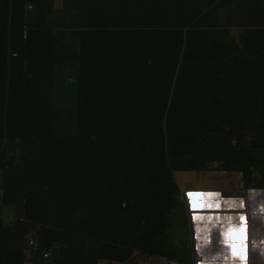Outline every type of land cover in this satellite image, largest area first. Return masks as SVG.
Returning <instances> with one entry per match:
<instances>
[{"label":"trees","instance_id":"obj_1","mask_svg":"<svg viewBox=\"0 0 264 264\" xmlns=\"http://www.w3.org/2000/svg\"><path fill=\"white\" fill-rule=\"evenodd\" d=\"M26 3L2 0L0 10V142L21 150L5 161L0 145V264L24 262V215L43 226L41 250L80 234L115 252L160 253L181 208L174 171L264 173V30L233 46L197 15L122 23L97 13L79 32L78 123L59 130L56 37L45 7L28 26ZM250 134L249 149L232 146Z\"/></svg>","mask_w":264,"mask_h":264},{"label":"crops","instance_id":"obj_2","mask_svg":"<svg viewBox=\"0 0 264 264\" xmlns=\"http://www.w3.org/2000/svg\"><path fill=\"white\" fill-rule=\"evenodd\" d=\"M32 9L27 12L28 26L34 27L37 10L45 7L47 25L54 32L57 46V59L61 69L68 73L69 78H75L73 72L79 67V32L96 23L92 18L104 12H116V19L125 23L135 21L141 14L159 15L160 22H172L175 17L186 18L197 15L202 17L201 29L212 32H227L233 46H239L248 30H264V0H116L115 5H109V0H29ZM213 8L212 12L210 11ZM1 10V5H0ZM210 11V12H209ZM127 15V19L125 16ZM126 19V20H125ZM79 71V70H78ZM54 90V107L61 115L57 126L74 130L75 123L70 118L72 107H78L77 102L70 99H56ZM70 101V102H69ZM65 106V107H64ZM64 108L57 110L56 108ZM66 115H63V114ZM236 141L237 145L233 142ZM253 141L252 135L233 139V147L249 149ZM20 141L18 140L17 143ZM5 161L19 157L21 150L18 146L10 149L8 141L0 142ZM3 173L0 171V181ZM174 182L180 195L177 197L181 208L173 210L169 215L168 228L162 238L160 253L149 254L131 247L119 246L113 251L107 242L85 238L77 234L70 244H56V257L59 264H190L194 256H201L204 264H241L240 260L233 261L228 255L220 233L229 223L239 225V216L248 217L247 227L239 233H231L236 241L246 240L247 246L241 247L235 243L233 251L243 254L246 264H264V173L252 169L247 176L244 172L233 169L226 171L213 164L206 169L182 170L173 172ZM195 193L191 198L187 193ZM220 192V197H206L200 193ZM229 195L245 199L246 207L240 208L239 199H227ZM219 204V210H205V205ZM125 205V206H124ZM126 203L122 207L126 208ZM235 205L236 207H232ZM196 216H216L218 220L209 222L207 219L196 220ZM231 217V221H229ZM7 225L13 226L12 220ZM197 228L200 239H197ZM209 235L212 243L205 244L204 237ZM138 235V234H137ZM137 237V236H136ZM67 240L68 237H65ZM135 237H126L123 242L130 243ZM25 242V240H24ZM200 250H197V245ZM20 242L15 247H20Z\"/></svg>","mask_w":264,"mask_h":264},{"label":"built area","instance_id":"obj_3","mask_svg":"<svg viewBox=\"0 0 264 264\" xmlns=\"http://www.w3.org/2000/svg\"><path fill=\"white\" fill-rule=\"evenodd\" d=\"M25 9L26 12H28L29 10L32 9V5L30 3H26ZM27 36H28V28L25 27L24 38H27ZM13 56L16 57L17 54H14ZM24 65L26 66V63H24ZM233 144L237 145L236 141H234ZM4 206H5V195L3 192H0V210ZM20 222L24 224H28L30 226L29 231L25 238L26 248L24 250L25 258L23 264H37L38 253L40 254V258L43 264H59L56 257L57 255L56 247H49L41 250L43 226L33 221H29L25 215L20 219ZM171 264H179V263H171ZM190 264H204V259L201 256L195 255L194 259Z\"/></svg>","mask_w":264,"mask_h":264},{"label":"snow or ice","instance_id":"obj_4","mask_svg":"<svg viewBox=\"0 0 264 264\" xmlns=\"http://www.w3.org/2000/svg\"><path fill=\"white\" fill-rule=\"evenodd\" d=\"M187 195L189 196V198H191L193 195H195V193L189 192V193H187ZM199 195L206 196V197H220L222 194L220 192H207V193H200ZM226 198L227 199H239L240 200L239 207L240 208L246 207L245 199L243 197L229 195ZM232 207H236V206L232 205ZM204 208H205V210L215 211V210L220 209V205L213 203L211 205H205ZM262 211H264V209H262ZM194 219H196V220L207 219L209 222H211L214 220H218L219 217H216V216H207V217L196 216V217H194ZM228 219H229V221H231V217H229ZM239 220H240L239 225H233V224L229 223L228 227L220 233L219 239L223 243L224 247L226 249H228V255L225 257V259H227L230 256V258L233 261L240 260L241 264H246V262L244 261L243 254L241 253L238 255L235 251H233V246L237 242L240 243L242 248L247 246L246 240L236 241L233 239V237L231 235V233H233V232L239 233L241 231V228L247 227L246 222L248 220V217L246 215L241 214L239 216ZM200 231L201 230L199 228H197V239L198 240L200 239V236H199ZM204 241H205V244H208V243H212L213 239L209 235L206 234L204 237ZM197 250L198 251L200 250L199 244L197 245Z\"/></svg>","mask_w":264,"mask_h":264},{"label":"rangeland","instance_id":"obj_5","mask_svg":"<svg viewBox=\"0 0 264 264\" xmlns=\"http://www.w3.org/2000/svg\"><path fill=\"white\" fill-rule=\"evenodd\" d=\"M0 5L2 6V0H0ZM61 65L58 64V69L57 71H59L57 73V81H56V89H58L59 92H56L58 94H56V99L57 96L59 98H65V99H70L71 101L77 102V92H78V87H77V83L76 81V77L78 75V70L76 69L75 72H73L75 78H69L68 73H65L64 69H61ZM70 102V101H69ZM65 107V106H64ZM57 110H62L64 108L60 107V108H56ZM72 112L70 113V118L72 119V121L77 124L78 123V118H79V112H78V107H72ZM63 115H66L65 113ZM243 149H245L246 147H242Z\"/></svg>","mask_w":264,"mask_h":264}]
</instances>
